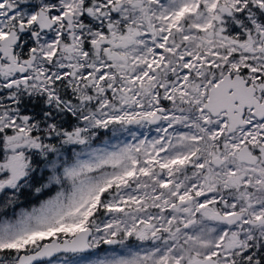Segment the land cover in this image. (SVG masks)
Here are the masks:
<instances>
[{
    "label": "snow or ice",
    "instance_id": "snow-or-ice-1",
    "mask_svg": "<svg viewBox=\"0 0 264 264\" xmlns=\"http://www.w3.org/2000/svg\"><path fill=\"white\" fill-rule=\"evenodd\" d=\"M0 264H264V0H0Z\"/></svg>",
    "mask_w": 264,
    "mask_h": 264
}]
</instances>
